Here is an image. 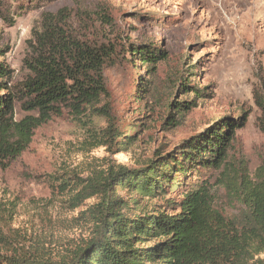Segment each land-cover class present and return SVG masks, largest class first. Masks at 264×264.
Wrapping results in <instances>:
<instances>
[{
    "label": "rangeland",
    "instance_id": "rangeland-1",
    "mask_svg": "<svg viewBox=\"0 0 264 264\" xmlns=\"http://www.w3.org/2000/svg\"><path fill=\"white\" fill-rule=\"evenodd\" d=\"M251 1L254 6L264 2ZM241 9L226 0H0V63L13 81L27 74L23 58L42 15L62 11L69 17L66 26L77 36L103 44L110 53L103 68L107 93L101 104L106 102L111 124L134 137L127 146H99L92 135L106 127L105 117L90 113L78 118L68 110L38 127L19 156L0 163V254L27 255L38 249L56 257L84 242L91 224L81 213L100 199L74 198L82 180L120 165L147 169L148 161L159 163L183 141L224 121L238 125L225 172L232 176L244 166L251 174L255 171L264 159V115L253 100L254 70L258 65L264 69V8L251 18ZM230 11L237 14L230 18ZM240 13L246 17L240 19ZM148 45L163 55L152 70L141 64L138 53L131 54V49ZM185 80L196 87L190 91L200 94L178 90ZM186 99L195 105L174 113L178 121L169 126L164 103ZM15 112L24 114L19 107ZM117 146L126 149L117 151ZM222 172L202 170L199 177L209 180L215 207L233 218L242 206L226 188ZM196 176L195 171L179 176L183 186L167 185L153 198L126 189L116 194L121 204L129 205V213L154 205L166 209Z\"/></svg>",
    "mask_w": 264,
    "mask_h": 264
},
{
    "label": "trees",
    "instance_id": "trees-1",
    "mask_svg": "<svg viewBox=\"0 0 264 264\" xmlns=\"http://www.w3.org/2000/svg\"><path fill=\"white\" fill-rule=\"evenodd\" d=\"M68 18L62 11L42 15L40 28L33 30L28 41V53L23 58L27 74L22 80L14 82L10 71L0 63V163L19 156L29 146L34 131L64 110L78 118L90 113L105 117L106 127L92 135L99 146H127L134 141L133 136L120 133L111 124L106 102L101 104L107 93L103 68L110 53L103 44L77 36L66 26ZM136 53L141 64L151 70L163 56L152 45L141 50L136 47L135 52L131 49L132 55ZM254 77L253 100L264 115V69L260 65ZM180 84L178 90L184 94H200L190 91L196 87L189 80ZM164 104L168 109L165 122L174 126L178 121L174 113L186 112L195 101L166 100ZM17 107L24 112L19 117ZM237 126L236 122L224 121L219 127L209 128L183 141L159 163L148 161L147 169L141 171L122 165L117 170L110 168L107 174L96 170L82 180L74 195L78 199L94 195L100 199L81 213L91 224L88 239L56 257L38 249L27 255L0 254V264H264L260 257L264 254V159L252 174L246 166L232 176L225 172L233 128ZM116 149L123 151L126 147ZM222 168L226 188L242 206L233 218L215 207L209 180L199 177L202 170ZM190 171L197 173L196 181L177 201L168 202L166 209L154 205L129 213V205L121 204L116 194V190L126 189L132 194L157 197L167 185H182L179 176ZM219 182L223 185L225 181Z\"/></svg>",
    "mask_w": 264,
    "mask_h": 264
},
{
    "label": "bare ground",
    "instance_id": "bare-ground-1",
    "mask_svg": "<svg viewBox=\"0 0 264 264\" xmlns=\"http://www.w3.org/2000/svg\"><path fill=\"white\" fill-rule=\"evenodd\" d=\"M228 1H231L234 5H240V7L242 8L241 10H243V8H246V15L248 16V17H252V15L254 16V15H256L261 9H262V6H263V8H264V2H260L259 4H257L256 6H254L253 4H252V1L251 0H246V2H243L244 0H226V3L228 2ZM255 3V2H254ZM245 13H243L242 15H241V13L239 14L240 16V19L242 18V17H246V15L244 16V14ZM235 14H237L235 11H230V14H228V16L231 18V17H233ZM222 17V16H221ZM237 18V17H236ZM235 21V20H234Z\"/></svg>",
    "mask_w": 264,
    "mask_h": 264
}]
</instances>
